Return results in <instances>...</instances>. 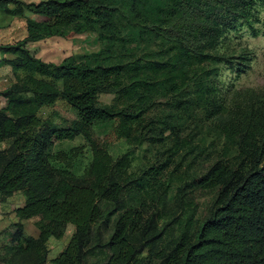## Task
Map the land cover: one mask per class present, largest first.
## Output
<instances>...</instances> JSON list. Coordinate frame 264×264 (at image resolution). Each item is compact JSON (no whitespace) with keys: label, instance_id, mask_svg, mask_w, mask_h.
<instances>
[{"label":"trees","instance_id":"16d2710c","mask_svg":"<svg viewBox=\"0 0 264 264\" xmlns=\"http://www.w3.org/2000/svg\"><path fill=\"white\" fill-rule=\"evenodd\" d=\"M257 6L264 0H0V10L23 19L26 32L23 40L0 45L10 56L1 62L14 79L0 92L6 101L0 108V202L16 192L25 198L14 210L18 222L0 249V264H87L96 232L112 220L100 264H264V90L226 92L215 82L221 64L238 74L249 68L247 48L220 49L226 34L257 21ZM136 31L158 49L137 55L131 49ZM88 32L97 34L99 50L59 65L26 48ZM101 95H111L112 103L100 104ZM59 101L73 120H53ZM45 108L50 114L41 118ZM192 121L212 125L226 144L219 159L183 186L215 192L212 211L199 224L189 217L171 237L160 225L161 209L145 218V195L151 184L165 195L169 188L161 180L182 182L184 169L167 160L135 178L130 154L112 159L94 127L111 123L112 137L132 147L169 140L179 151ZM76 138L91 153L81 176L72 173L76 150L54 151ZM161 197L155 196L160 208ZM31 218H38L37 239L22 227ZM68 225L69 242L47 263L48 240L61 239Z\"/></svg>","mask_w":264,"mask_h":264},{"label":"rangeland","instance_id":"374dc122","mask_svg":"<svg viewBox=\"0 0 264 264\" xmlns=\"http://www.w3.org/2000/svg\"><path fill=\"white\" fill-rule=\"evenodd\" d=\"M23 3H38L45 0H19ZM63 1V0H61ZM107 2V0H100ZM110 1V0H109ZM113 1V0H112ZM121 1V0H116ZM151 7V6H150ZM14 9V6H9ZM254 18L257 21L241 23L235 30L229 32L224 37V44L220 52L224 51H239L241 48H247L252 54V60L249 63V68L245 73L238 74L235 66H227L221 64L218 66V75L215 82L218 87L226 92L241 91V90H264V6H257L253 10ZM255 32V36H253ZM134 38H137V43L131 45V49L136 50L137 55H142L144 52L155 51L158 48L155 42L140 41L137 36V31ZM26 35L25 21L20 18L5 15L0 10V44H13L21 41ZM100 44L97 34L88 32L80 35L69 34L66 37H52L44 39L36 43H27L26 48L36 58L45 63L55 65L61 64L68 57L74 55H88L96 53L99 50ZM130 48V46H128ZM12 80H14L12 78ZM111 95H101L99 102L102 105L109 106L112 103ZM45 114H41V118H46L50 114V109L45 108ZM55 111L58 116L54 117L56 123L61 121H71L74 116L70 109L59 101ZM198 121V120H197ZM192 121L186 123L187 127L182 134L183 145L177 151L175 146H172V141L167 140L163 145L132 147L124 141L116 140L111 135L112 124L103 123L94 127V132L98 139L105 144L106 150L112 159L129 153L131 159V173L135 178L150 168H157L169 160L174 166L179 164L185 173L182 182H170L164 178L161 182L167 186L168 192L163 195L162 190H156L155 184H151L149 194L145 195L144 216L145 218L151 212H157L161 209L163 217L161 226H165L168 234L173 237L181 232V228L189 217H192L193 223L199 224L204 221L213 209L216 199L215 192H201L200 190H191L185 186L192 177L202 175L209 165L219 159L222 148L225 146V140L217 133L215 128L209 123L201 124L200 121ZM197 124V126H196ZM76 150L73 157L72 173L75 176H81L85 173L91 161V153L89 148L85 146L82 138H76L73 141H65L55 146L54 151H62L71 153ZM234 153L232 152L231 155ZM172 167H169V171ZM181 189V195L176 197ZM156 190V192H155ZM161 195L163 207L157 205L156 198ZM105 205L102 204V207ZM160 213V211H158ZM116 217V216H114ZM113 217V218H114ZM112 220V219H111ZM114 220L109 226H101L96 232L99 234L95 238L86 256L87 264H100L105 260V255L108 254L105 244L107 243ZM73 233V226L68 225L63 237L59 240L51 238L49 243L57 242L60 248L50 252L49 258H55L67 245ZM96 236V235H94Z\"/></svg>","mask_w":264,"mask_h":264},{"label":"crops","instance_id":"0c3cea01","mask_svg":"<svg viewBox=\"0 0 264 264\" xmlns=\"http://www.w3.org/2000/svg\"><path fill=\"white\" fill-rule=\"evenodd\" d=\"M6 44L4 43L0 45H6ZM4 58L9 59L10 56L3 55L2 53H0V92H2L8 86V84L13 82L11 68L9 66L4 65L1 62V60ZM5 103H6L5 99L0 96V108H2L5 105ZM24 202H25V198L23 194L20 192H16L11 197L7 198L4 202H0V249L3 246L9 245L10 234L13 231L12 225L18 222L14 210L21 208L24 205ZM37 221L38 218H31L28 220H23L21 222L24 232L33 239H37L39 237V231L36 227ZM50 239L48 240L47 243V248H48L47 263H49V261L54 259V258L51 259L49 258L50 252L60 248L59 247L60 244L57 242L49 243ZM1 254L2 252L0 250V256Z\"/></svg>","mask_w":264,"mask_h":264},{"label":"built area","instance_id":"2783aa9c","mask_svg":"<svg viewBox=\"0 0 264 264\" xmlns=\"http://www.w3.org/2000/svg\"><path fill=\"white\" fill-rule=\"evenodd\" d=\"M9 85V84H8Z\"/></svg>","mask_w":264,"mask_h":264}]
</instances>
